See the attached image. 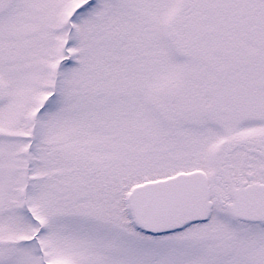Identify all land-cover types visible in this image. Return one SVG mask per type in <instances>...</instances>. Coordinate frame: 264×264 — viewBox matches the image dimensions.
Instances as JSON below:
<instances>
[{
    "label": "snow or ice",
    "instance_id": "obj_1",
    "mask_svg": "<svg viewBox=\"0 0 264 264\" xmlns=\"http://www.w3.org/2000/svg\"><path fill=\"white\" fill-rule=\"evenodd\" d=\"M0 264H264V0H0Z\"/></svg>",
    "mask_w": 264,
    "mask_h": 264
}]
</instances>
